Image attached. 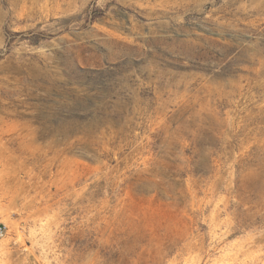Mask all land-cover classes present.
I'll list each match as a JSON object with an SVG mask.
<instances>
[{
	"label": "rangeland",
	"instance_id": "rangeland-1",
	"mask_svg": "<svg viewBox=\"0 0 264 264\" xmlns=\"http://www.w3.org/2000/svg\"><path fill=\"white\" fill-rule=\"evenodd\" d=\"M0 264H264V0H0Z\"/></svg>",
	"mask_w": 264,
	"mask_h": 264
}]
</instances>
